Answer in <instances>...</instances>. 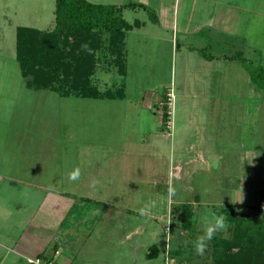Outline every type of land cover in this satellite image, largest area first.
<instances>
[{
    "label": "rangeland",
    "instance_id": "1",
    "mask_svg": "<svg viewBox=\"0 0 264 264\" xmlns=\"http://www.w3.org/2000/svg\"><path fill=\"white\" fill-rule=\"evenodd\" d=\"M86 1L115 6L144 3L145 8H123V19L129 25L150 15L145 26L127 32L125 76L117 72L114 56L106 48V35H102V46L95 55L91 84L101 92L122 86L123 99L66 98L51 90L28 87L15 59L17 29L51 37L56 29L55 0H0L1 264H27L10 251L11 236L17 225L27 229L26 233L36 225V220L31 225L29 219L42 192L22 182L68 192L69 185L76 183L68 176L76 168L80 169L77 182L91 176L98 185L106 183L115 190L107 191L113 202L108 211L114 213L107 222H98L91 229L96 224V208L99 212L106 208L85 203L76 204L61 227L59 241L66 245L64 252L72 264H164L166 249L172 264H264V205L258 201L264 190V89L248 72V68L264 67V0L258 6L262 12L258 32L263 34L252 35L253 49L242 36L230 39L229 44L243 41L244 47L241 55L234 57L236 62H229L233 50L216 45V36L188 35L186 42L193 56L185 59L186 71L180 67L186 50L171 53L172 31L160 34L156 28L162 18L159 11L168 16L170 0ZM256 27L253 23V34ZM68 32H59V48L66 40L67 47L74 49V38ZM205 36L210 47L199 45ZM79 51L75 48L74 54ZM200 53L221 54L215 62L230 70L224 81L226 93L220 92L208 113L198 104L191 106L181 90L187 89L190 81L195 90L199 67L198 61L192 62ZM165 93L170 94V100L169 118L164 123L160 100ZM251 104L255 117L246 115ZM258 109L261 123L256 117ZM170 180L175 188L171 201L167 192ZM98 185L94 187L100 188ZM184 206L191 214L185 228L189 211ZM141 209H145L143 214ZM209 211L225 216L230 227L218 232L199 256L193 242L203 231L201 217ZM58 216L40 213L38 218L46 229L30 234L34 235V239L28 238L30 253L46 249L49 236L58 229ZM66 228L70 229L68 236ZM50 247L39 256L51 255ZM151 247L157 252L150 253Z\"/></svg>",
    "mask_w": 264,
    "mask_h": 264
},
{
    "label": "crops",
    "instance_id": "2",
    "mask_svg": "<svg viewBox=\"0 0 264 264\" xmlns=\"http://www.w3.org/2000/svg\"><path fill=\"white\" fill-rule=\"evenodd\" d=\"M261 1L262 0H170L171 4H170L168 16H164L160 14L159 11V16L161 15L162 18L159 17V20H157L156 28L158 29V32L160 34L161 33L167 34L169 33V30L172 31L171 38L173 37L172 38L173 41L171 43V53L174 54V52H176V50L178 49H181V52L182 50H186L187 54L181 56L180 58L181 61L180 67H182L183 71H186V67H187V66L185 67V61H186L185 59H190V57L193 56L191 55V53L193 52H191L189 43L186 42L187 41L186 36L191 35L195 37V35L199 33L200 34L211 33L213 37L216 36L217 39H214L215 40L214 43L218 45L220 48L222 46L225 47L229 46V48L233 50V52L232 51L231 52L233 53L234 56L230 59L225 57V59H228L229 62H236L234 60V57H236V55L238 56L239 53L241 55V49H242L241 47H244L243 41L240 45L236 42H234L233 44H229L228 41H230V39H235V38L241 39L242 36L243 37L242 40H245L246 44L248 45V48L250 49L254 48V45L251 40L252 35L256 37L260 35L261 37L263 34L261 32H258L262 29L260 23L258 24V16H261L260 13H262L258 8L259 4L262 3ZM135 4L143 5L144 7L141 8L146 7L145 4L141 2ZM135 8L138 7H134V9ZM262 17H264L263 14ZM148 19H150V15H148L147 13L144 15L143 21L136 19L132 25L130 24L132 27L125 32L124 45L126 44L127 32H130L133 29L138 30L141 27L145 26V21ZM134 23H137V25ZM253 23L257 24L255 34H253L254 31ZM178 33L181 35H179ZM206 37L207 36L204 37L205 40L202 42V44L199 45H203V47H210L209 40L206 39ZM159 38L160 37L156 39L160 40L161 38L160 39ZM254 41H257V39L254 38ZM211 44L213 46V43ZM199 55H202V57ZM199 55H197V58L193 59L194 61L192 62L195 63L198 61L196 64L199 67V69L197 70L198 71L197 79L193 77L196 79L195 90L192 84L193 81L187 82L186 85H188V88L181 90L184 95V98L185 99L187 98V102L191 106H195L198 104L200 108L205 111V113H208L207 110L209 109L213 110L214 101L216 99H220L221 97L220 92L226 93V89L224 87L225 86L224 81L227 79L228 76H230V70L228 69L227 66L225 68H222V65L219 66V63L215 62L217 58H220L222 56L221 54L218 55L219 57L216 56L215 54L212 55L207 53L204 54L200 53ZM125 57H126V53H125ZM230 66L231 65H229V67ZM183 84H185L184 81ZM250 94L253 95V92H250ZM255 103L256 102H253V104ZM252 106L253 105L251 104L250 107L251 111L249 110L246 115L250 116L252 114L253 117H255L254 109L252 108ZM260 110L261 109H258L256 111V117L258 118L259 123L263 121L262 113ZM252 125H256V124L253 123ZM242 126L244 125L241 122L240 127ZM197 157L200 159L198 155ZM204 161L209 166V163L206 160ZM10 180L14 181L11 178ZM93 181H94L93 178L90 176V178L86 179L85 182L76 181V183L70 184L69 189L72 192L71 191L67 192L65 190H62L63 188L61 190L60 189L51 190L50 187L48 188L46 186L38 185V183L35 182L34 183L22 182L24 185H26L27 188H30L31 190L39 191L42 193L47 191V193L45 196H43L41 193L42 199L34 207V209L30 214L29 224L32 225L34 220H36L35 221L36 225L31 226L30 232L26 233L27 229L23 230L22 228H19L18 225L16 226V230H15L16 234L11 236L12 238L11 241L13 243V246L9 248L10 251L18 258H21L26 261V259L28 258H32L34 256L36 257L43 254L44 252H46L47 248L51 246L50 247L51 250H48V252L51 255L45 257H49L53 259L56 264H58L57 262H59V264H72L73 260L70 259L68 256H66L67 254L64 252L66 251L65 249L66 245L61 244L59 241L61 237L59 232L65 221L70 217L72 210L75 208L76 204H83L82 206H85L86 205L85 203L88 204L90 203L91 206H95L98 204L105 206L106 211L104 212L103 211L99 212L98 208H96L97 214L95 215V221H94L96 224L95 225L92 224L91 229L96 227L98 222L101 223L107 222L109 217L112 214H114L108 211V209L111 210V208L109 207L110 205H112L113 202L112 201L110 202L112 198H110L111 196L108 195L107 191L110 189L111 191L114 192L115 189H113L110 185H106V183L100 185L96 184V186L97 185L100 186V188L96 189L93 186ZM108 198L110 199L108 200ZM10 208L11 207H8L7 214L11 216L12 212L9 211ZM20 212L21 211H19L16 214L17 217H19L18 214ZM41 212H44L48 216H52V215L54 216L56 213H58L59 214L57 219L58 229L56 231V234L51 233V236H49V240L46 244L45 250L43 248H39L38 250L30 253V251L26 249L27 246H29L30 244L28 238L34 239V235H30V234L33 231H37V230L41 231L43 229H46V226L43 225L41 219L38 218ZM42 220H44V218ZM4 221H7V217H5ZM69 231H70L69 228L65 229L64 232L66 236L70 234ZM93 234L94 233L92 231L88 235V238L91 239ZM22 238L27 239V241L24 240L23 242H21L22 246L19 249H17L18 244L20 243ZM68 253L71 254V252L69 251ZM2 261L3 259L1 258L0 264L2 263Z\"/></svg>",
    "mask_w": 264,
    "mask_h": 264
},
{
    "label": "trees",
    "instance_id": "3",
    "mask_svg": "<svg viewBox=\"0 0 264 264\" xmlns=\"http://www.w3.org/2000/svg\"><path fill=\"white\" fill-rule=\"evenodd\" d=\"M126 7L144 6L133 3L119 7L93 4L86 0H55L56 29L51 37L36 30L18 28L15 59L22 76L27 79L28 87L51 90L66 98L123 99L122 86L101 92L91 84V77L96 66V52L102 46V35H106V48L114 56L113 61L117 72L122 76L126 75L124 37L125 32L132 27L122 16V8ZM134 24L137 25V23ZM64 30H68L72 39L74 38V49L80 50L78 55L74 54V49L67 47L66 40L61 44L63 48H59V32L62 34ZM50 40L53 43H50ZM83 44L89 45L91 54L82 50ZM63 57H66L65 61L62 60ZM248 72L252 81L264 89V67L248 68ZM168 97L169 94L165 93L160 100L161 120L164 123L169 118L167 113L170 99ZM258 201L260 205H264V190L260 191ZM184 207L189 211L184 218L183 227L185 228L190 224L191 214L190 208ZM241 225L242 223L239 227ZM153 251L157 252L154 247H151L150 253Z\"/></svg>",
    "mask_w": 264,
    "mask_h": 264
},
{
    "label": "clouds",
    "instance_id": "4",
    "mask_svg": "<svg viewBox=\"0 0 264 264\" xmlns=\"http://www.w3.org/2000/svg\"><path fill=\"white\" fill-rule=\"evenodd\" d=\"M82 50L92 53L88 44L81 45ZM80 177V169L76 168L69 173L68 179L70 181H77ZM98 181H93V186H95ZM168 199L171 201L172 197L175 195V188L172 186L171 180L168 186ZM234 203V201H232ZM143 214L145 209L140 210ZM201 224L203 226V231L201 235H198L194 243V251L197 255L203 256L208 250L209 242L213 240L218 232H227L230 225L227 223L226 217L223 215H218L215 212L209 211L201 217Z\"/></svg>",
    "mask_w": 264,
    "mask_h": 264
},
{
    "label": "built area",
    "instance_id": "5",
    "mask_svg": "<svg viewBox=\"0 0 264 264\" xmlns=\"http://www.w3.org/2000/svg\"><path fill=\"white\" fill-rule=\"evenodd\" d=\"M170 96V94H169ZM168 251L166 249L165 251V260H164V264H172L171 260H169L168 258ZM26 263L27 264H56L55 261L51 258H41L40 256H36L34 258H28L26 259Z\"/></svg>",
    "mask_w": 264,
    "mask_h": 264
}]
</instances>
